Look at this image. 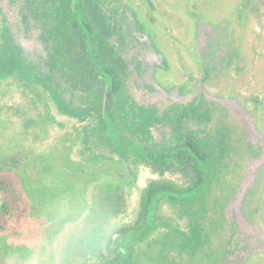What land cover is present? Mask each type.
<instances>
[{"label":"flooded vegetation","instance_id":"obj_1","mask_svg":"<svg viewBox=\"0 0 264 264\" xmlns=\"http://www.w3.org/2000/svg\"><path fill=\"white\" fill-rule=\"evenodd\" d=\"M7 1L31 52L16 40L1 59L48 119L50 99L81 122L86 150L125 161L113 190L140 188L131 219L86 264H264V90L244 94L236 61L264 0H240L219 24L161 28L151 0L139 23L127 0Z\"/></svg>","mask_w":264,"mask_h":264},{"label":"rangeland","instance_id":"obj_2","mask_svg":"<svg viewBox=\"0 0 264 264\" xmlns=\"http://www.w3.org/2000/svg\"><path fill=\"white\" fill-rule=\"evenodd\" d=\"M127 1L134 14L138 15L139 23L138 19L141 16L139 14L148 8L147 0ZM136 1H139L140 5H136ZM151 1L156 5V14H163L156 15V23L160 28L172 24L198 26L219 24L224 17L230 19L236 17L240 2V0ZM15 14V7L7 0H0V58L1 55L5 56L4 51L1 52L3 45L7 47L5 44H8L12 48L16 40L24 52H31L29 40L21 34L19 37L15 29ZM261 15V21L256 22L258 27L256 30L245 24L242 52L236 59L243 65L240 74L244 84L240 87L247 95L264 90L263 11ZM144 30L151 33L149 28ZM1 61L0 178L3 177L11 186L8 190L0 189V211L4 201L11 202L14 217L3 215L6 217L5 228L0 229V264H6L10 242L15 237L23 236L37 228L45 214L68 195L90 197L111 219L116 232L117 228L131 219L140 191L136 181L132 183L134 187L128 188L129 192L125 187L121 192L113 190L114 187L111 185L119 182L125 184L123 181L126 173L125 161L115 154H108V150L102 147H99L100 149L90 147L86 150L85 143L81 140V122L70 115L57 112L53 100L50 99L48 101L51 119H48L44 101L41 103L38 96L33 95L23 83L18 82L12 68L7 66L6 61ZM5 71L7 74L2 77ZM141 80L142 78L138 76V87ZM37 89L46 98L44 90L40 87ZM258 127L264 134V117L258 122ZM249 130L253 132V137H256L253 127ZM138 181L140 183L139 177ZM116 193L121 195L115 198L120 199L121 203L113 202ZM110 200L112 201L109 202ZM20 206H23V210L19 211ZM114 209L119 211L114 212ZM90 260H92L90 255L85 254L83 264Z\"/></svg>","mask_w":264,"mask_h":264},{"label":"clouds","instance_id":"obj_3","mask_svg":"<svg viewBox=\"0 0 264 264\" xmlns=\"http://www.w3.org/2000/svg\"><path fill=\"white\" fill-rule=\"evenodd\" d=\"M115 225L90 197L68 195L41 224L9 244L6 264H83L87 253L102 251Z\"/></svg>","mask_w":264,"mask_h":264},{"label":"trees","instance_id":"obj_4","mask_svg":"<svg viewBox=\"0 0 264 264\" xmlns=\"http://www.w3.org/2000/svg\"><path fill=\"white\" fill-rule=\"evenodd\" d=\"M2 59L0 58V61ZM1 62H4V61H1ZM7 66L9 65V68H12V63L10 62H6ZM2 72V70H0ZM12 71H13V68H12ZM4 74H2L1 76L4 77L6 74H7V71L3 72ZM105 146H108V145H105ZM111 146H112V150L113 151H116V152H119V153H122L124 154V145L122 143H120L118 140L117 141H114L111 143ZM11 185L9 183H7L5 180H3V177L2 179L0 178V189L3 188L4 190H8L9 187ZM8 202V201H7ZM6 201H4V203H2L1 205V211H0V229H4L5 228V225H4V220L5 218L4 217H14V214L12 213V209H11V202H8L7 203ZM23 206H20L18 207V210H23L22 208ZM3 215H6V216H3ZM18 217V215H17ZM19 218V217H18ZM123 233V232H122Z\"/></svg>","mask_w":264,"mask_h":264},{"label":"water","instance_id":"obj_5","mask_svg":"<svg viewBox=\"0 0 264 264\" xmlns=\"http://www.w3.org/2000/svg\"><path fill=\"white\" fill-rule=\"evenodd\" d=\"M246 130H247V137H248L247 140L253 138V136H254V135H253V132H252L251 130H249V128H246Z\"/></svg>","mask_w":264,"mask_h":264}]
</instances>
